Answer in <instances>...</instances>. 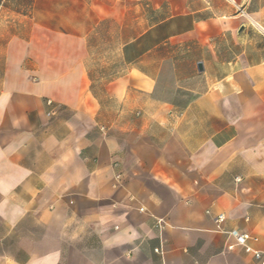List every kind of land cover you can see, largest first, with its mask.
Returning <instances> with one entry per match:
<instances>
[{"label": "crops", "instance_id": "crops-1", "mask_svg": "<svg viewBox=\"0 0 264 264\" xmlns=\"http://www.w3.org/2000/svg\"><path fill=\"white\" fill-rule=\"evenodd\" d=\"M232 231L264 252V0H0V264H259Z\"/></svg>", "mask_w": 264, "mask_h": 264}, {"label": "built area", "instance_id": "built-area-1", "mask_svg": "<svg viewBox=\"0 0 264 264\" xmlns=\"http://www.w3.org/2000/svg\"><path fill=\"white\" fill-rule=\"evenodd\" d=\"M216 220L218 222L222 221L223 216L222 215L217 216ZM230 235L235 239L237 245L243 247L246 252L252 253L254 259L258 261L259 264H264V252L255 251L251 249V247L248 245L249 241L257 240L255 237L251 236L248 233H242L237 231H232ZM155 252L160 253V249H155Z\"/></svg>", "mask_w": 264, "mask_h": 264}, {"label": "water", "instance_id": "water-1", "mask_svg": "<svg viewBox=\"0 0 264 264\" xmlns=\"http://www.w3.org/2000/svg\"><path fill=\"white\" fill-rule=\"evenodd\" d=\"M198 67H199V70H201V64H199Z\"/></svg>", "mask_w": 264, "mask_h": 264}]
</instances>
